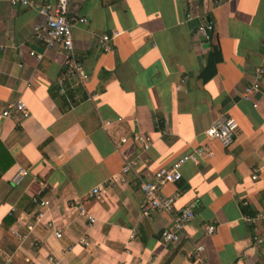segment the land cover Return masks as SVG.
Segmentation results:
<instances>
[{
    "label": "crops",
    "instance_id": "1",
    "mask_svg": "<svg viewBox=\"0 0 264 264\" xmlns=\"http://www.w3.org/2000/svg\"><path fill=\"white\" fill-rule=\"evenodd\" d=\"M52 1L0 0V166L9 163L0 175V264H49L48 256L53 264H190L195 243L204 246L207 264H264V247L252 243L242 212L245 206L264 215V73L259 91L242 98L255 69L264 68V0H72L70 16L86 18L74 21L72 35L88 78L83 86L74 75L65 80V95L57 82L66 53L32 35L42 20L37 6ZM189 3L194 17L187 20ZM203 18L214 26L209 41L195 35ZM103 34L111 36L108 52L98 46ZM17 98L31 116L3 117ZM223 116L238 124L229 146L204 133ZM104 120L111 121L105 129ZM135 133L150 136L147 151L139 152ZM121 136L128 140L117 146ZM202 145L213 154L185 162L181 179L162 187L166 196L178 193L175 209L195 204L179 242L162 237L172 229L167 214L142 216L146 202L133 174L88 197L125 156L137 154L136 170L147 179ZM19 169L26 173L13 181ZM35 211L43 223L21 238ZM48 220L60 237L45 227ZM212 222L216 231L207 235Z\"/></svg>",
    "mask_w": 264,
    "mask_h": 264
},
{
    "label": "built area",
    "instance_id": "2",
    "mask_svg": "<svg viewBox=\"0 0 264 264\" xmlns=\"http://www.w3.org/2000/svg\"><path fill=\"white\" fill-rule=\"evenodd\" d=\"M72 0H53L52 2H43L37 6V12L42 17L40 22L34 24L32 29V35L34 39L41 42L45 49L60 47L65 53L64 71L61 77L58 79L57 87L59 94L65 95L66 86L65 80L71 76H76L78 85L83 86L84 81L88 78V74L85 72L83 65L78 60L73 46L72 30L74 21L85 22L86 18L78 17L74 18L69 14V5ZM12 5H30L29 0H10ZM223 0H213V5L222 3ZM192 4H188V10L185 14L187 20L192 19ZM200 17V16H199ZM202 18V17H201ZM204 19V18H203ZM214 30L213 23L207 19L204 21H198L195 26V35L202 40L209 41L211 39ZM117 32H114L112 37L117 36ZM111 36L109 34H103L98 40L99 49L103 52H108L111 49L110 44ZM37 59L41 57V54L31 52ZM264 68L258 66L254 71V80L247 85L242 92V98L247 100L251 95L259 91V80L263 76ZM89 99H93L94 95H88ZM16 114H19L22 118H28L31 116L29 109L25 102L21 98H17L12 102H9L6 108L2 111V116L5 118H13ZM111 121H102V127L105 129ZM237 121L231 116L218 117L206 128L205 135L208 138L219 141L223 146H229L237 131ZM128 140V136H121L118 143L124 144ZM132 140L138 145L139 152L147 151L151 145V138L149 135L135 133L132 135ZM212 150L207 145L198 146L185 154H182L167 166L157 168L147 179H145L136 170V157L137 154L125 156L121 169L111 175L108 180L97 184L88 193L89 198H99L107 192L108 189L116 186L119 183H125L128 174H133L135 182L143 193L145 198V205L141 210V214L144 217H148L151 212L159 211L167 214L172 221V229L164 230L162 237L166 242H179L181 238L186 236L185 225L188 221L192 220L195 216L194 203H190L179 209H175V200L178 197V193H174L172 196H166L162 187L167 183H176L181 179V167L185 162H192L197 164L199 158L205 155H212ZM24 169H19L13 177V181L18 180L20 176L25 174ZM252 179L257 177L256 170L251 175ZM34 202H38L35 198ZM41 206L50 205L49 199L41 198L39 200ZM79 214L84 216L90 224L95 222L94 216L89 213L83 205L78 207ZM42 211H35L29 221H26L24 226V232L20 234L21 238H25L31 235L34 226L43 223ZM244 220L251 226L252 243L256 246L264 247V215L260 213L256 214H244ZM45 227L54 229V235L60 237L62 230L60 228H54V224L51 220L45 221ZM215 223H208L204 226V232L207 235H211L216 231ZM79 243L87 245V239L82 236L79 238ZM204 246L201 243H195L192 250L188 254L190 264H207L204 254ZM49 264L54 263L52 256L47 258ZM9 264V263H4ZM123 264V263H120Z\"/></svg>",
    "mask_w": 264,
    "mask_h": 264
},
{
    "label": "trees",
    "instance_id": "3",
    "mask_svg": "<svg viewBox=\"0 0 264 264\" xmlns=\"http://www.w3.org/2000/svg\"><path fill=\"white\" fill-rule=\"evenodd\" d=\"M2 147V144L0 143V148ZM5 154H7L6 153V151L4 150L3 151ZM8 155V154H7ZM2 161H3V159H2V155H0V165L2 164ZM9 166V163L8 164H6V165H4V166H0V175L5 171V169L7 168ZM242 212L244 213V214H253L252 212H250L249 211V209L247 208V207H245V206H242Z\"/></svg>",
    "mask_w": 264,
    "mask_h": 264
}]
</instances>
